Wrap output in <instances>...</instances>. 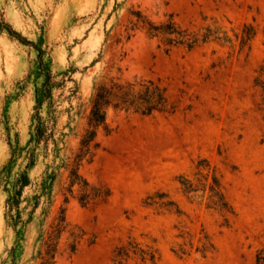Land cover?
<instances>
[{
  "label": "rangeland",
  "instance_id": "obj_1",
  "mask_svg": "<svg viewBox=\"0 0 264 264\" xmlns=\"http://www.w3.org/2000/svg\"><path fill=\"white\" fill-rule=\"evenodd\" d=\"M138 15L156 24L171 19L193 33L210 29L211 37L193 49L168 46L147 33ZM4 23L45 49L54 72L75 68L74 115L65 111V91L58 120L66 133L61 156L69 162L87 125L92 94L110 78L159 82L175 110L144 116L110 108L111 131L99 129L94 156L80 168L109 196L82 205L69 195L65 203L69 171L62 167L54 202L47 215L37 211L41 224L35 219L27 225L16 260L11 252L16 233L5 220L7 193L0 184V264H39V234L46 237L60 207L68 226L57 264H112L115 250L130 239L156 249L157 260L133 257L128 264H258L264 250V100L254 79L264 65V0H0V26ZM245 26L256 34L242 48ZM37 59L34 45L0 33V170L11 155L9 136L21 145L30 137L40 80L28 75ZM51 159L41 156L31 177H40ZM200 163L222 180L233 208L227 222L208 208L209 192L202 185L192 193L182 188V175L205 182L197 174L207 173ZM19 164L15 171L25 167ZM158 196L175 202L180 213L148 204V197ZM72 232L78 237L74 252ZM205 235L215 246L206 256L197 250Z\"/></svg>",
  "mask_w": 264,
  "mask_h": 264
},
{
  "label": "trees",
  "instance_id": "obj_2",
  "mask_svg": "<svg viewBox=\"0 0 264 264\" xmlns=\"http://www.w3.org/2000/svg\"><path fill=\"white\" fill-rule=\"evenodd\" d=\"M143 23L147 33L152 37H162L165 45L176 46L183 45L188 49H193L200 43L207 42L210 37V29H206L203 34L189 32L182 29L173 20L169 19L164 23H153L141 19L138 15V23ZM4 30L24 44L34 45L38 51L36 65L30 70L28 77L40 80L35 87V112L31 118L30 137L25 145H21L18 139L13 142L9 136V146L11 155L7 163L0 170V184L3 185L7 193L5 202V220L8 226L12 227L16 233V243L11 249L13 260H16L18 251L23 254L25 247V231L27 225L35 219H39L37 211L42 208L41 214L47 215L48 208L54 202V184L58 177L59 170L64 167L69 171V183L64 193V202H68L69 195L76 197L82 205H87L98 198L109 196V191L102 186H94L80 173V168L84 160H90L94 156V150L98 146L96 138L100 128L107 133L111 128L107 121L108 110L134 112L144 116L152 115L156 112H174L175 105L170 102L167 89L161 83L154 80L134 79L121 81L120 78H110L108 81L99 84L91 97L90 109L87 116V125L81 135L79 147L73 161H68L61 156L62 144L66 133L58 127V120L61 113V98L68 91L65 99L69 101V106L65 109L71 117L74 106L73 99L78 98L79 87L73 78L75 68L71 67L65 71L56 73L53 70V62L50 57L45 58L46 50L39 44L26 40L16 30L10 28L7 24L0 26V33ZM256 33L252 27L245 26L242 37L241 47L248 44ZM74 82L69 86L68 82ZM254 85L260 90L264 100V65L257 71L254 79ZM61 91L56 94L57 91ZM18 137V134H16ZM47 159L52 156L50 163L42 175L33 178L30 171L39 163L40 157ZM25 162L24 168L15 171L16 166H20L19 161ZM198 167L207 169V173L198 172L202 179L196 184L185 175L180 176V183L184 192H198L202 185L203 190L207 189L208 208L219 212L228 221L227 215L233 213V208L227 201L223 183L215 169H210L208 164L200 163ZM30 188L31 193L26 194V189ZM77 190V191H76ZM166 196L148 197L149 205H158V208H164L171 212L180 213V210L172 200H163ZM43 219H39V223ZM68 222L65 215V208L60 207L54 222L50 226V231L44 233L41 231L39 240L42 241V247L38 251L39 264H57L56 256L59 252V244L63 232L66 230ZM78 237L74 232L71 233L69 243L72 252L76 250ZM197 250L204 256L215 250L212 240L205 235L200 240ZM180 253L185 254V249L181 248ZM133 257L139 259L142 263L157 260V250L152 247H143L140 243L130 239L127 244L119 246L115 250L112 264H128ZM258 264H264V250L257 254ZM16 264V262H15Z\"/></svg>",
  "mask_w": 264,
  "mask_h": 264
}]
</instances>
